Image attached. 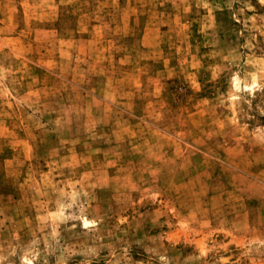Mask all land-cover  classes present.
<instances>
[{"label": "rangeland", "instance_id": "1", "mask_svg": "<svg viewBox=\"0 0 264 264\" xmlns=\"http://www.w3.org/2000/svg\"><path fill=\"white\" fill-rule=\"evenodd\" d=\"M0 264H264V0H0Z\"/></svg>", "mask_w": 264, "mask_h": 264}, {"label": "crops", "instance_id": "2", "mask_svg": "<svg viewBox=\"0 0 264 264\" xmlns=\"http://www.w3.org/2000/svg\"><path fill=\"white\" fill-rule=\"evenodd\" d=\"M96 39L94 38V37H85V38H76L74 41H73V43L76 45V49L77 48H79V50H66V53H67V55H75V54H77L78 56V58H82V57H84L83 58V60H87L88 59V61L87 62H89L90 61V59H92V58H94L93 57V54L96 52V50H97V48H95L96 47V41H95ZM98 51V50H97ZM65 52V51H64ZM125 56V55H124ZM127 58V57H126ZM95 62H94V64H98L99 62L97 61V59L95 58V60H94ZM80 65H77L76 67H75V69H81L80 67H79ZM53 69V68H52ZM87 72V71H86ZM93 75V74H92ZM87 77H89L88 76V73H87ZM96 79L97 78V76L95 75V76H91V79ZM66 79V81L68 82H71V83H73L74 84V86H76V87H78V88H80V89H82V90H84L85 92H87V93H89V97H91L93 100H96V101H100L101 103H104V104H109L110 106L111 105H115V104H117V103H120L121 101H120V99L118 98V97H110V96H106L105 94H104V92L101 94L100 93V91H99V89H96L97 87V84H96V82L94 81V82H92V83H87V82H80V83H78L77 81H76V78H72L73 79V81H72V79H70V78H64V80ZM111 84V83H110ZM110 84H109V86H110ZM131 85V84H130ZM130 85H127L126 87H130L129 88V90H127V89H125V90H127V92L130 94L131 92H132V90H133V88H132V86H130ZM126 92V93H127ZM91 94V95H90ZM94 97V98H93ZM119 100V101H118ZM125 100H127V98L125 99ZM125 100H123V101H125ZM130 111V110H129Z\"/></svg>", "mask_w": 264, "mask_h": 264}]
</instances>
